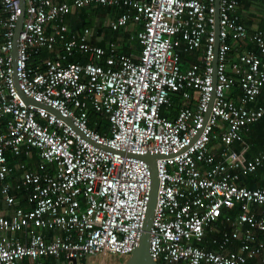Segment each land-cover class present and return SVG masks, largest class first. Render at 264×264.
Masks as SVG:
<instances>
[{
  "label": "built area",
  "instance_id": "1",
  "mask_svg": "<svg viewBox=\"0 0 264 264\" xmlns=\"http://www.w3.org/2000/svg\"><path fill=\"white\" fill-rule=\"evenodd\" d=\"M238 3L0 0V264L125 260L149 199L145 154L156 155L155 264H264V185L239 182L264 168V145L247 157L244 139L264 116V29L248 30ZM97 5L138 52L69 31L66 14ZM233 44L251 48L232 57ZM32 151L47 166L7 161Z\"/></svg>",
  "mask_w": 264,
  "mask_h": 264
},
{
  "label": "trees",
  "instance_id": "2",
  "mask_svg": "<svg viewBox=\"0 0 264 264\" xmlns=\"http://www.w3.org/2000/svg\"><path fill=\"white\" fill-rule=\"evenodd\" d=\"M92 13L93 17H103L105 15V13H112V9L109 7H104V6H86V7H82L80 9H78L74 15H76V18L72 19L70 21V23L68 24V28L69 31H80L82 28L84 27H91L89 26L88 21H86L87 16H88V12ZM93 28L95 29L96 33H101V31L103 30L104 33V39L103 40H112V38L114 39L116 36H120L122 38V44L120 49L122 51H133V52H138L139 51V44L135 38V36H133L131 39H129V33L128 32H124V33H119L117 31H112L110 29H108L107 27L102 28L101 26L97 25L94 26ZM72 30V31H71ZM135 30H138V26L135 27ZM103 40L100 42H94L98 45H102L103 44ZM249 48H251L250 45H248ZM229 52V50H228ZM231 53V52H229ZM47 52L45 51H39L38 54H36L35 56V60L44 56H47ZM185 56L186 54H182L181 57V67L183 68L185 65ZM77 57V58H76ZM81 56L79 55H75V56H71L69 58V61H75V60H80L82 61L83 59L81 58ZM189 58V56H188ZM34 60V61H35ZM189 60V59H187ZM96 122V123H95ZM88 126L92 127L93 129H95L98 133H105L107 130V123L105 120H103L102 118H100L96 113H89L88 115ZM264 128V116L262 118H260L259 120H257L256 122H254L251 126L250 129H254L255 133L257 134V140L260 139V137H264V130L262 129ZM7 161L9 162V164H13L16 162H25V166L27 168L30 169H36V170H41L42 167H44L46 164H41V162H39L35 156V152L32 151L31 156L30 157H24V156H12L7 154L6 155ZM47 166V165H46ZM258 172V171H257ZM257 174V173H256ZM261 180L259 175H250L247 177H243L240 179V184L246 185L248 187H253V186H260V184L264 185L263 181H259ZM49 262V260H46Z\"/></svg>",
  "mask_w": 264,
  "mask_h": 264
},
{
  "label": "water",
  "instance_id": "3",
  "mask_svg": "<svg viewBox=\"0 0 264 264\" xmlns=\"http://www.w3.org/2000/svg\"><path fill=\"white\" fill-rule=\"evenodd\" d=\"M215 4H217V1H215ZM20 7V13L16 22V26L14 28V35H13V42H14V48L12 51V55L15 54L16 49V42H17V35L21 28V22H22V3L19 5ZM214 66V64H213ZM21 98L26 103H33L38 106H43L40 103L31 101L29 98L20 95ZM148 164V168L150 171V190H149V199L147 202V208L144 214V219L142 221L141 226V232L140 236L138 238V242L136 247L133 249V251L127 256V258L121 262H116L113 264H155L152 259L150 258L148 254V229L150 225V219L154 208V202H155V193H156V170H155V158L156 155H150L145 154L141 156ZM52 264H64V261L60 259H54Z\"/></svg>",
  "mask_w": 264,
  "mask_h": 264
},
{
  "label": "crops",
  "instance_id": "4",
  "mask_svg": "<svg viewBox=\"0 0 264 264\" xmlns=\"http://www.w3.org/2000/svg\"><path fill=\"white\" fill-rule=\"evenodd\" d=\"M252 1H256L258 2L261 7L259 8L260 10H258V8L256 9L254 6L251 5V2ZM80 9V8H78ZM78 9H75L73 10L71 13H68L65 15L64 17V22L65 24L68 26V24L70 23V21L73 19L72 18V14L78 10ZM115 12V11H114ZM113 12V14H114ZM237 12L239 14V19L240 21L247 27L248 30H253V29H264V3L260 2L259 0H239V4L237 6ZM105 14H108V17L111 16V13H105ZM99 19H103L105 18V15L103 17H98ZM97 26V25H95ZM90 28L94 29L93 26H91ZM69 29V28H68ZM72 31V30H71ZM104 33H103V30L101 31V33H97V36L96 38H92L91 40L93 42H100L102 41L104 38ZM106 40H103V43L105 42ZM121 44H122V41H121ZM238 46H243L242 49H244L245 47H248V45H243V44H233L231 46V48L229 49V55L230 56H235V52H236V48H238ZM251 46V45H250ZM121 47V46H120ZM189 55H186L185 56V64H186V61L188 58ZM263 59H264V56H263ZM264 130V128H262ZM257 134L255 133L254 129H249V131L245 134V142L247 143L248 145V150L246 152V156L249 157L251 156L253 153H255L257 151L258 148H260L261 146L264 145V137H260V139H256ZM38 160V159H37ZM25 163V162H24ZM257 173V174H256ZM255 175H260L263 177V173H264V168L262 169H259L258 172H256ZM259 181H263L264 182V179H261ZM260 186H262V184H260ZM0 206H1V199H0ZM48 260H51V261H46L47 263H51L53 262V259L49 258Z\"/></svg>",
  "mask_w": 264,
  "mask_h": 264
},
{
  "label": "rangeland",
  "instance_id": "5",
  "mask_svg": "<svg viewBox=\"0 0 264 264\" xmlns=\"http://www.w3.org/2000/svg\"><path fill=\"white\" fill-rule=\"evenodd\" d=\"M251 5L254 6L256 9L258 8L257 11L260 10L259 8L261 7V5H260L258 2H256V1H252V2H251ZM87 12H88V10H87ZM72 18H73V19L76 18V15H74V13L72 14ZM107 18H108V14H105V18H103V19H102V18L99 19L98 17H95V16L93 17L92 13L88 12V16H87L86 21H88L89 26L99 25V26H101L102 28H104V30H105V28H106ZM112 39H113V38H112ZM49 261H51V260H49ZM94 262H95V261H94ZM110 262L112 263V262H118V261L111 260Z\"/></svg>",
  "mask_w": 264,
  "mask_h": 264
},
{
  "label": "bare ground",
  "instance_id": "6",
  "mask_svg": "<svg viewBox=\"0 0 264 264\" xmlns=\"http://www.w3.org/2000/svg\"><path fill=\"white\" fill-rule=\"evenodd\" d=\"M239 4V3H238ZM68 27V26H67ZM75 56V55H74ZM77 58V57H76ZM111 260L109 259H103V260H96L93 264H113L115 262H110Z\"/></svg>",
  "mask_w": 264,
  "mask_h": 264
}]
</instances>
